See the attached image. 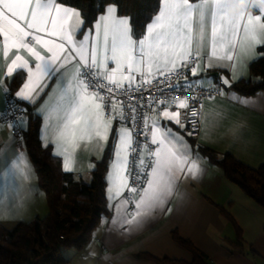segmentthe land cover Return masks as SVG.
Wrapping results in <instances>:
<instances>
[{"label":"snow or ice","instance_id":"6c2138e0","mask_svg":"<svg viewBox=\"0 0 264 264\" xmlns=\"http://www.w3.org/2000/svg\"><path fill=\"white\" fill-rule=\"evenodd\" d=\"M87 6L0 0V63L6 68L0 70V88L14 73L27 72L15 97L5 89L0 125L11 120L15 141L34 110L46 122L45 133L55 119L51 143L55 155L63 157L65 171H71L82 144L107 143L111 133L115 161L108 192L118 217L114 223L138 227L152 211L163 208L180 173L186 169L195 178L200 172L178 132H196L200 97L194 89L211 99L230 86L228 79L215 87L212 82L218 77L199 76L200 62L206 60L204 71L224 67L223 62L237 61L251 47L264 46V0H161L146 34L135 38L129 20L118 17L111 6L89 28L77 10ZM231 66L235 70L237 65ZM187 72L199 78L172 83ZM52 82L55 87L48 92ZM177 91L182 98L173 100ZM133 93L141 102L148 93L146 105L126 103ZM145 108L151 114L145 115ZM114 120L120 125L117 130ZM28 167L25 155L16 153L11 160H0V175L14 181L26 177ZM130 204L135 211L130 212Z\"/></svg>","mask_w":264,"mask_h":264},{"label":"crops","instance_id":"0c3cea01","mask_svg":"<svg viewBox=\"0 0 264 264\" xmlns=\"http://www.w3.org/2000/svg\"><path fill=\"white\" fill-rule=\"evenodd\" d=\"M158 3L160 5L161 0ZM110 6L116 8L113 4H106L88 27L94 28L99 16L105 14L107 7ZM248 11L253 12V9L249 7ZM116 15L129 20L127 15L118 12ZM129 26L131 27L130 20ZM144 29L146 34V27ZM257 46L248 49L235 62H223L224 67H212L204 71L206 60L202 59L199 76L218 77L212 82L213 86H217L223 79H228L230 86L240 78L247 79L249 61L258 55L255 50ZM237 52L239 53V49ZM232 63L237 65L235 70L231 66ZM0 70L6 72L2 63ZM23 75L22 82L13 91L14 95L27 80L26 70ZM199 76H190V79H198ZM11 78L5 81L4 88H0V111L3 108L5 89L9 90ZM0 79H3L2 75ZM230 86L224 85L220 95H215L211 99L207 97L202 101L201 125L193 139L187 136L185 130L178 132L191 149L192 159L199 165L200 172L195 178L188 175L186 169L184 173H180L177 185L163 208L152 211L138 227L122 222L114 223L118 221V217L108 189L115 150L111 133L109 134L108 142L111 140V148L104 176V193L109 214L99 218L91 236L81 248H66L68 250L65 257L69 259L67 264H156L152 260L137 258L135 254L140 252H148L156 258L168 257L190 261L191 253L174 241L172 231H176L202 250L208 256L207 264H264V208L228 180L222 168L211 163L198 149L199 146H203L213 149L218 154L229 153L250 167H257L264 161V90L258 89L254 94L242 95L229 88ZM53 87L55 82L49 84L47 91L51 92ZM233 96L239 99H233ZM39 117L41 146L49 147L51 153L60 158L61 169L65 170L63 157L55 155L57 150L51 143L57 121L53 119L45 133L46 122L42 116ZM119 126L114 120L113 130H117ZM169 126L176 130L175 125ZM9 129V124L0 125V160L5 158L11 160L16 153L22 152L29 167L26 177L17 176L14 181L11 177L0 175V222L7 227L18 221H31L35 217H42L48 211L45 193L37 182L35 169L25 147L23 143H17L16 139L14 141ZM45 135L47 140L44 139ZM108 142L93 140L88 145H81L75 152L71 164L70 172L76 179L89 182L91 171L95 168L96 161L101 159ZM131 211H135V208L133 207ZM224 212L228 213L238 226L239 241L232 222L225 217Z\"/></svg>","mask_w":264,"mask_h":264},{"label":"trees","instance_id":"16d2710c","mask_svg":"<svg viewBox=\"0 0 264 264\" xmlns=\"http://www.w3.org/2000/svg\"><path fill=\"white\" fill-rule=\"evenodd\" d=\"M67 6L77 3L88 5L77 8L81 18L90 25L103 11L106 4L116 6L119 14L127 15L134 36L144 33L146 24L157 10L160 0H60ZM101 6L103 8L101 9ZM257 57L249 61V75L246 79L234 81L229 88L242 95H251L264 90V46H257ZM22 75L15 73L9 82L13 92L22 82ZM14 81V82H13ZM30 122L23 130V145L36 172L37 182L47 200V213L31 221H18L7 227L0 222V264H67L62 250L81 248L91 236L99 218L108 215L105 198V171L111 148L110 141L101 159L91 171L89 182H81L70 171L62 170L61 160L51 153L49 147L41 146L39 139L40 117L30 113ZM117 125L118 122L115 121ZM112 136V134H111ZM191 139H193L191 137ZM199 152L213 164L220 166L224 176L236 184L250 199L264 208V161L257 167H250L231 154H218L213 149L199 146ZM234 226L237 241L239 228L228 213H223ZM174 241L185 247L192 255L190 261L156 258L148 252L135 254L137 258L152 260L156 264H207L208 256L190 240L172 231Z\"/></svg>","mask_w":264,"mask_h":264},{"label":"built area","instance_id":"2783aa9c","mask_svg":"<svg viewBox=\"0 0 264 264\" xmlns=\"http://www.w3.org/2000/svg\"><path fill=\"white\" fill-rule=\"evenodd\" d=\"M190 76H191V73L190 72H187L186 75H181L178 79L176 77H173L172 83L173 84H175V83H182L185 79H190ZM221 83L222 82L220 81L219 84L217 86H215V87H219L221 85ZM205 88H207V87H205ZM7 91L10 92L13 97H15V95H14L13 92H11L10 90H7ZM150 91H152V94H154V95L156 94L154 88L153 89H150ZM193 91L196 93L197 96L200 97V104L197 105V106H195V107H197L199 113H202V110H203V102L202 101L205 98H207V97L209 98V96H208V94L206 92H202L201 90L194 89ZM220 94L221 93H217L215 95H220ZM4 96H5V93H4ZM4 96H3V108L1 109V111L4 109ZM132 96L134 98L131 99V100L126 101V103H129V104L142 103V104L146 105L148 93H145V100L143 102L140 101L139 94L133 93ZM171 98L173 100H178V99H181L182 96H181V93L177 91V92L172 93V97ZM137 111H139V109H137ZM148 114H151V109L145 108V115H148ZM10 115H11V113H9V116ZM196 119L199 122L195 125V128H196L195 134L192 135L191 137H195L197 135L198 131H199V128H200L199 125H201V114H199ZM4 124H9L10 125L9 131L14 136V131H13V128L11 127V120L10 119L7 120ZM139 126L140 125L137 124V127H139ZM185 132H186V130H185ZM134 139H136V137H134ZM139 139L143 140V136L139 137ZM23 140H24V134H23V131H21L18 134V137H16V142L17 143H22ZM142 150H143V145H141V151ZM129 167H131V157H130V160H129ZM125 194H127V193H125ZM129 206H130V210H132L133 207H134L133 204H130Z\"/></svg>","mask_w":264,"mask_h":264},{"label":"rangeland","instance_id":"374dc122","mask_svg":"<svg viewBox=\"0 0 264 264\" xmlns=\"http://www.w3.org/2000/svg\"><path fill=\"white\" fill-rule=\"evenodd\" d=\"M248 75H249V74H248ZM249 77H250V75L248 76V78H249ZM67 250H68V249H66V248L62 250V254H63L64 257L66 256V252H67Z\"/></svg>","mask_w":264,"mask_h":264},{"label":"water","instance_id":"95a60500","mask_svg":"<svg viewBox=\"0 0 264 264\" xmlns=\"http://www.w3.org/2000/svg\"><path fill=\"white\" fill-rule=\"evenodd\" d=\"M214 74H217V73H214Z\"/></svg>","mask_w":264,"mask_h":264}]
</instances>
